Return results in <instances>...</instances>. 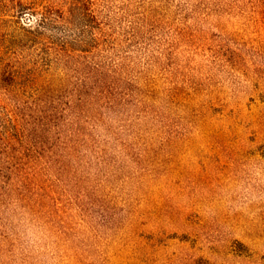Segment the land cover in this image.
Wrapping results in <instances>:
<instances>
[{
  "label": "rangeland",
  "instance_id": "1",
  "mask_svg": "<svg viewBox=\"0 0 264 264\" xmlns=\"http://www.w3.org/2000/svg\"><path fill=\"white\" fill-rule=\"evenodd\" d=\"M22 1L0 264H264V0Z\"/></svg>",
  "mask_w": 264,
  "mask_h": 264
},
{
  "label": "trees",
  "instance_id": "2",
  "mask_svg": "<svg viewBox=\"0 0 264 264\" xmlns=\"http://www.w3.org/2000/svg\"><path fill=\"white\" fill-rule=\"evenodd\" d=\"M8 12L14 13V14H10V15L15 16V18L17 19V21H15V22L19 23V21L22 20L23 17L32 16L35 11L29 7L28 3L23 2L22 0H0V29H1V26L4 25L3 23L7 22L3 18V16L8 14ZM68 18L69 17H67L66 19H68ZM43 23L44 22H42V24ZM37 25L40 26V23H38ZM22 30H23V33H22L23 42H25V43L27 41H34L35 38L38 37V35H39V29L33 28L31 26V24L23 26ZM11 40H9V42H11V44L19 45L18 41H11ZM63 49H66V48H63ZM0 81H1L0 84L3 87L4 86L7 87L11 84L5 78H2V79L0 78Z\"/></svg>",
  "mask_w": 264,
  "mask_h": 264
}]
</instances>
